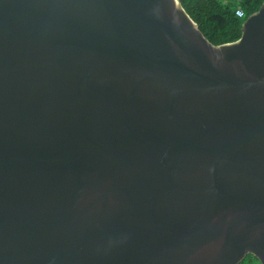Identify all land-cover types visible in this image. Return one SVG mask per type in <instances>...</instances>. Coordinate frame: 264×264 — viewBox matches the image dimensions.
Returning a JSON list of instances; mask_svg holds the SVG:
<instances>
[{"label":"water","instance_id":"1","mask_svg":"<svg viewBox=\"0 0 264 264\" xmlns=\"http://www.w3.org/2000/svg\"><path fill=\"white\" fill-rule=\"evenodd\" d=\"M264 264V2L212 44L179 0H0V264Z\"/></svg>","mask_w":264,"mask_h":264},{"label":"trees","instance_id":"2","mask_svg":"<svg viewBox=\"0 0 264 264\" xmlns=\"http://www.w3.org/2000/svg\"><path fill=\"white\" fill-rule=\"evenodd\" d=\"M214 45L232 43L241 38L243 23L257 12L264 0H179ZM238 11L243 15L239 16ZM248 256L241 264H254Z\"/></svg>","mask_w":264,"mask_h":264},{"label":"built area","instance_id":"3","mask_svg":"<svg viewBox=\"0 0 264 264\" xmlns=\"http://www.w3.org/2000/svg\"><path fill=\"white\" fill-rule=\"evenodd\" d=\"M237 14H238L239 16H242V15H243L242 11H238Z\"/></svg>","mask_w":264,"mask_h":264},{"label":"rangeland","instance_id":"4","mask_svg":"<svg viewBox=\"0 0 264 264\" xmlns=\"http://www.w3.org/2000/svg\"><path fill=\"white\" fill-rule=\"evenodd\" d=\"M254 264H260L256 259L252 261ZM244 264V263H243Z\"/></svg>","mask_w":264,"mask_h":264}]
</instances>
